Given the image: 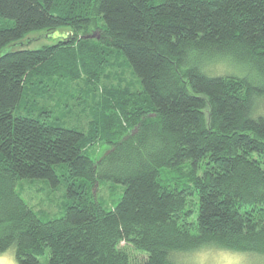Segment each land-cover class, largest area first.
I'll return each instance as SVG.
<instances>
[{
  "label": "trees",
  "instance_id": "obj_1",
  "mask_svg": "<svg viewBox=\"0 0 264 264\" xmlns=\"http://www.w3.org/2000/svg\"><path fill=\"white\" fill-rule=\"evenodd\" d=\"M1 20L0 53L15 48L0 55V253L13 248L18 264L264 255V0H0ZM60 29L70 41L26 47ZM221 63L232 70L217 74ZM125 67L138 83L104 85ZM66 80L89 88L88 132L51 110L18 115ZM97 142L111 147L94 161ZM62 177L64 215L44 221L17 187L56 189ZM102 182L125 187L111 210L97 200Z\"/></svg>",
  "mask_w": 264,
  "mask_h": 264
},
{
  "label": "rangeland",
  "instance_id": "obj_2",
  "mask_svg": "<svg viewBox=\"0 0 264 264\" xmlns=\"http://www.w3.org/2000/svg\"><path fill=\"white\" fill-rule=\"evenodd\" d=\"M9 21L1 20V24L4 23V26ZM53 37L48 32H39L29 35L27 38L26 47L37 49L44 45H51L57 43L61 39L69 40L73 35V32L69 29H60L57 32H54ZM100 35L99 29H94L90 32L89 35L85 37L89 39H96ZM15 48V45H9L3 49L0 55L5 54L6 52ZM124 62L125 57L123 56ZM237 70L235 67H233ZM130 69V68H129ZM124 70V72H122ZM217 74H228L232 69L228 67L227 64L221 63L215 69H213ZM246 73V72H245ZM244 73V74H245ZM124 80V81H123ZM136 81V77L132 74L131 70H128L126 67L119 70H111L110 80H105L104 85L109 86H122L125 87V82ZM138 83V82H137ZM62 86V87H61ZM138 87V85H137ZM89 91V88H86L85 82L83 80H66L59 87L52 85L48 93V96L51 97H40L37 100L36 110L29 111L26 109H21L18 115L39 118V112L44 110H51L50 121H53L60 126L70 129H78L84 133L89 131L91 113L89 107L88 111L83 112V109L87 105L80 104L82 103V96L84 97V91ZM85 98L92 101L93 96H85ZM69 108L72 110L68 111ZM67 112V115L65 114ZM110 145L105 142H97L92 147L88 148L87 154L94 160L97 161L103 157L108 150ZM175 176V173H172ZM63 183L56 189L52 188L51 185L43 180H22L17 190L23 200L36 212L40 213V216L44 221L53 220L61 218L65 212L66 204V190L67 183L64 178ZM125 187L121 184H115L112 182H102L101 187L96 190L97 200L103 205L107 210L113 209L116 204L120 201L124 194ZM123 247H126L125 243L122 244ZM132 257L135 262L143 261L145 256L141 253H138L130 249ZM174 255L176 261H181L185 264H264V255L254 254V253H239L231 252L225 250H219L216 248L203 249L196 251L190 254L179 255L178 259ZM173 259V260H174ZM0 264H18L15 258L14 249H10L5 253H0Z\"/></svg>",
  "mask_w": 264,
  "mask_h": 264
}]
</instances>
